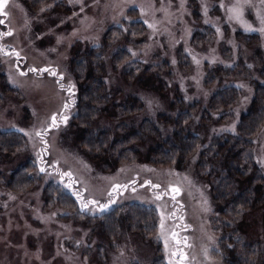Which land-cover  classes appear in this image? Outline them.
Returning a JSON list of instances; mask_svg holds the SVG:
<instances>
[{
    "label": "rangeland",
    "instance_id": "rangeland-1",
    "mask_svg": "<svg viewBox=\"0 0 264 264\" xmlns=\"http://www.w3.org/2000/svg\"><path fill=\"white\" fill-rule=\"evenodd\" d=\"M2 11L0 76L13 94L0 85V138L18 133L23 143L14 155L0 156V264H229L227 230L217 221L212 185L198 162L212 137L236 131L256 83L264 85V0H7ZM114 28L106 81L112 95L121 90L116 101L128 95L143 100L144 110L131 122L149 118L168 134L173 125L159 116H177L178 93L187 104H201L190 129L203 144L185 166L148 161L152 139L135 146L138 156L121 154L108 166L78 143L72 65L78 55L106 46ZM122 49L130 58L116 67L113 58ZM136 61L167 67L155 73L167 84L164 95L127 83ZM240 63L248 78L220 76L208 84L210 70ZM228 86L242 90L232 117L204 121L211 98ZM116 125L104 116L97 122L99 130L112 129L114 139ZM254 154L264 175V127ZM27 166L23 174L33 181L13 187L17 171ZM49 190L53 201L68 195L75 208L47 203ZM120 209L141 219L144 209L155 215L146 239L123 218L119 235L109 234ZM263 214L246 216L236 239L264 244Z\"/></svg>",
    "mask_w": 264,
    "mask_h": 264
},
{
    "label": "trees",
    "instance_id": "trees-1",
    "mask_svg": "<svg viewBox=\"0 0 264 264\" xmlns=\"http://www.w3.org/2000/svg\"><path fill=\"white\" fill-rule=\"evenodd\" d=\"M113 31L115 33L118 30L114 28L108 37L106 36V46L78 55L72 65L71 72L76 88L72 101L75 110L72 127L76 130L78 143L88 151V155L93 160L102 161V165L108 166L113 160L120 158L121 154L125 155L123 157H129L130 153L138 156L135 146H141L152 139L154 144L150 147L148 161L161 165H171L174 162L185 166L193 155L200 151L203 144L202 139L190 129L196 115L200 112L201 104L199 102L187 104L178 93L177 101L172 104L178 110L177 116L170 117L164 114L159 116L166 127L173 125V131L168 134H164L156 122L149 118H145L138 126L131 122L132 117L140 114L145 107L143 100L138 96H124L119 102L116 98L121 96V90L115 92L116 95H112L109 90L106 81L105 57L113 48L110 43ZM128 58L130 54L126 49H122L114 55L113 64L117 67ZM132 64V69L124 76L127 83L157 90L161 95L166 93V82L155 73L168 71L167 67L149 66L139 61ZM261 74L264 78V67ZM220 76L228 79H240L241 76L248 78L249 69L244 63H240L232 69L210 70L208 84H214ZM1 84H3V90L13 94V89L6 85L3 76H0ZM255 87L256 94L250 107L242 115L236 131L212 137L207 147L201 151L198 162L200 173L206 176L212 185L215 203L219 209L217 221L227 230L224 248L227 251L229 264H259L261 262L264 264V244L260 240L249 244L247 239L235 237L237 232H241L240 226L246 216L259 210L264 211V175L254 154L255 138L264 127V85L256 83ZM241 97L242 90L236 86L219 90L204 110L203 120L211 122L213 115L218 114H223L222 122L229 120L232 117V109L239 103ZM102 116L117 122L115 132L118 137L115 139L112 129L97 128V122ZM12 134L10 139L0 138V156L2 157L5 151H8L10 156L15 154L16 149L22 148L23 136L18 133ZM28 167L17 171L19 180L12 183L13 187L19 188L33 181L29 174L28 177L23 174ZM46 193H49L47 203L50 205L57 202L58 205L75 208L73 199L68 195H60L64 198L53 201V193L50 190ZM119 211L118 218L114 221L116 231L109 234L119 235L120 218H123L128 230L138 231L146 239L147 225L150 226V223L155 221V215L144 209L146 217L141 219L134 217L131 211H124V209ZM124 214L127 215L124 216ZM227 241L235 243L234 247L230 249L226 244Z\"/></svg>",
    "mask_w": 264,
    "mask_h": 264
},
{
    "label": "snow or ice",
    "instance_id": "snow-or-ice-1",
    "mask_svg": "<svg viewBox=\"0 0 264 264\" xmlns=\"http://www.w3.org/2000/svg\"><path fill=\"white\" fill-rule=\"evenodd\" d=\"M6 2H7V0H0V14H4L2 10H3ZM0 22H3V21H0ZM261 22L264 23V19H262ZM11 34H12L11 31H9L7 33H3V35H11ZM16 55L18 56L19 54L17 53ZM31 71H36V69H31ZM44 71H49V70L48 69H44ZM51 74L55 75V72H52ZM61 79H62V77H61ZM61 87H63V85H61ZM51 119H52V122H53V126H56V117L53 116ZM66 119L67 118L65 117L64 120L66 121ZM41 171H44V169L42 168ZM68 175L70 176L71 173H68ZM174 191H178V189H174ZM93 203H95V202L93 201ZM83 207L87 208V204H84ZM101 211H103V207L101 208Z\"/></svg>",
    "mask_w": 264,
    "mask_h": 264
}]
</instances>
